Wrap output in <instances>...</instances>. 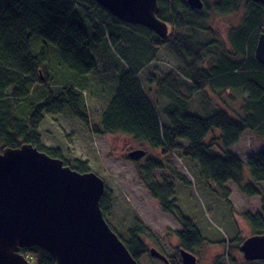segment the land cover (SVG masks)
<instances>
[{"label": "trees", "instance_id": "obj_1", "mask_svg": "<svg viewBox=\"0 0 264 264\" xmlns=\"http://www.w3.org/2000/svg\"><path fill=\"white\" fill-rule=\"evenodd\" d=\"M206 2L203 0V8L198 10L186 0H157L156 16L168 26V35L161 39L146 27L121 22L95 0H0V146L29 143L61 158L77 172L89 171L86 160L76 158L72 164L62 158L60 149L41 146L39 128L46 115L67 114L96 135L125 134L164 154L178 151L199 165V175L205 181L223 191L228 207L231 203L224 185L229 181L246 196H261L260 213L246 211L242 217L256 234H263L264 191L258 185L264 183V147L245 162L228 149L246 130L264 137V64L254 56L264 25V8L251 0L214 1L211 11L219 15L234 13L241 6L244 9L243 24L229 35V48L224 41L207 39ZM141 40L149 44L148 53L138 48ZM123 42L137 69L125 62L130 69L118 76L105 66L111 64L107 61L110 54L121 56ZM153 49H167L181 62L156 82L157 90L170 100L157 115L156 106L135 77L146 68ZM96 71L118 78V86L113 87L114 93L100 113V125L90 119L84 95L91 85V73L96 76ZM208 86L222 92H244L248 99L243 103V116L234 118L221 107L205 113L206 106L202 108L200 101L197 105L195 99ZM214 130L216 136L212 135ZM245 165L248 182L243 181ZM160 167L158 160L151 159L143 166L136 165L137 175L149 195L159 201L163 213L179 223L181 230L176 237L180 247L167 264H182L180 248L193 252L205 239L177 205L172 182L162 177L159 183L153 176V170ZM179 180L187 183L184 177ZM110 197L106 190L100 197L104 217L111 210ZM146 233L153 236L145 222L135 221L129 238L122 240L135 260L148 254L141 239ZM19 252L32 264L55 263L37 246L21 247Z\"/></svg>", "mask_w": 264, "mask_h": 264}, {"label": "rangeland", "instance_id": "obj_2", "mask_svg": "<svg viewBox=\"0 0 264 264\" xmlns=\"http://www.w3.org/2000/svg\"><path fill=\"white\" fill-rule=\"evenodd\" d=\"M212 1L208 2L207 39L212 38L218 43L219 40L224 41L222 44L230 48L229 35L233 29L243 24L244 9L241 6L234 13L219 15L211 11L214 4ZM262 31H264V25ZM137 44L142 45L138 46L139 49L149 52L148 43L141 40ZM126 48L127 45L124 43L121 56L113 50L114 55L110 54L107 60L111 64L107 63L105 66V68L110 67L111 71H115L118 76L125 69L129 70V66L136 68L135 65H137L130 53L126 52ZM151 53L146 68L139 70L135 77L144 87L149 101L156 106L157 115L161 113L162 105H167L170 100L167 95H162L157 90L156 82L161 75L178 68L181 62L167 49H153ZM99 71H96L98 72L96 76L92 75L95 72L91 73V85L85 89L84 95L90 119L100 125V113L106 109L108 104L106 102H109L114 93L113 87L118 86V78L115 77L116 74ZM105 86H110L111 89L107 90ZM99 93L100 96L107 95V97L100 98ZM247 99L248 96L240 90L228 89L222 92L208 86L203 95L195 99V103L198 105L200 101L202 108L206 106L205 113L211 108L221 107L232 117L240 118L244 112L243 103ZM39 132L41 146L44 149H60L62 158L72 164L76 158L86 160L89 171L95 172L103 179L105 190L111 195V210L105 215V219L121 240L129 238V231L133 229L135 221H143L151 229L152 237H149L148 233L141 236L147 246L148 254L137 260L139 264H166L151 256L149 248H155L165 257L172 259L177 256L176 249L180 247L176 237V232L181 230L179 223L163 213L159 207V201L149 195L137 175L136 165L143 166L151 159L161 163L160 168L153 170V176L159 180V183L162 182V177L172 182L177 205L184 215L193 221L205 239L202 246L192 252L197 258V264H264V260L251 262L245 260L240 251L241 243L249 236L256 234L242 214L246 211L253 214L260 213L261 196H246L229 181L224 185L228 189V199L231 203L228 207L222 199L223 191L212 182L205 181L199 175V165L182 156L180 152L172 151L164 154L161 149H153L146 142L136 141L125 134L96 135L79 119L67 114L46 115ZM215 134H218L216 130L212 132V135ZM240 137L238 142L228 150L234 152L244 162L248 156L259 152L264 147V137L255 132L247 130ZM4 148L15 149L16 147L0 146V151ZM136 149L145 151V155L138 160V163H134L128 156L129 152ZM247 169L245 165L244 182L250 180ZM180 176L184 177L187 183L181 182ZM258 188L264 191V183H260Z\"/></svg>", "mask_w": 264, "mask_h": 264}, {"label": "water", "instance_id": "obj_3", "mask_svg": "<svg viewBox=\"0 0 264 264\" xmlns=\"http://www.w3.org/2000/svg\"><path fill=\"white\" fill-rule=\"evenodd\" d=\"M121 22L146 27L161 39L167 24L157 18V0H95ZM264 6V0H252ZM195 9L202 0H186ZM254 56L264 64V32ZM144 150L129 152L139 160ZM105 184L95 172H77L60 158L29 143L0 151V264H32L19 252L37 246L53 264H139L111 229L100 209ZM240 251L247 261L264 260V233L246 238ZM151 256L168 263L155 248ZM182 264H197L190 251L180 248Z\"/></svg>", "mask_w": 264, "mask_h": 264}, {"label": "flooded vegetation", "instance_id": "obj_4", "mask_svg": "<svg viewBox=\"0 0 264 264\" xmlns=\"http://www.w3.org/2000/svg\"><path fill=\"white\" fill-rule=\"evenodd\" d=\"M210 0H208V2H209ZM212 1V0H211ZM215 1V0H214ZM214 1H212L213 3H214ZM252 1V0H251ZM202 2H203V0H202ZM208 2H206L207 3V5H209V3ZM252 2H254V1H252ZM257 3H259V2H257ZM261 4V3H260ZM261 6L264 8V6L261 4ZM203 8V7H202ZM201 8V9H202ZM200 10V9H199ZM264 31H261L260 33H263ZM168 259V258H167ZM168 263H169V260H168Z\"/></svg>", "mask_w": 264, "mask_h": 264}, {"label": "crops", "instance_id": "obj_5", "mask_svg": "<svg viewBox=\"0 0 264 264\" xmlns=\"http://www.w3.org/2000/svg\"><path fill=\"white\" fill-rule=\"evenodd\" d=\"M246 131H247V130H246ZM246 131H244V132H246ZM244 132H243V133H244ZM240 138H241V137H240Z\"/></svg>", "mask_w": 264, "mask_h": 264}]
</instances>
